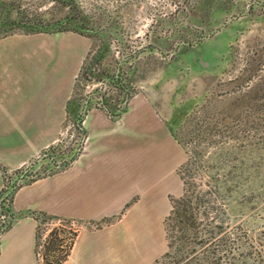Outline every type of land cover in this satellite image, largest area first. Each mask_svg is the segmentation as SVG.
<instances>
[{"label": "crops", "instance_id": "crops-1", "mask_svg": "<svg viewBox=\"0 0 264 264\" xmlns=\"http://www.w3.org/2000/svg\"><path fill=\"white\" fill-rule=\"evenodd\" d=\"M92 45L73 31L0 38V195L7 176L57 143L72 106L81 109L75 89ZM114 83L126 92L117 78ZM136 99L145 105L130 107ZM98 101L76 125L82 141L73 158L14 192L16 220L0 234V264H39L33 213L80 225L65 264H153L166 253L171 197L183 194V146L145 97L120 114Z\"/></svg>", "mask_w": 264, "mask_h": 264}, {"label": "rangeland", "instance_id": "rangeland-1", "mask_svg": "<svg viewBox=\"0 0 264 264\" xmlns=\"http://www.w3.org/2000/svg\"><path fill=\"white\" fill-rule=\"evenodd\" d=\"M34 29L39 31L26 33ZM67 31L93 43L82 69L88 78L83 74L78 82L81 109L72 106L57 143L29 167L32 179L73 158L82 141L76 125L98 98L120 114L143 96L184 141L194 111L217 110L219 124L241 128L249 143L231 155L238 185L232 220L239 235L248 233V263L264 264V73L256 85L247 80L258 65L264 69V0H0V38ZM116 78L125 93L117 90ZM138 104L145 101L130 107ZM231 110L240 117L225 120ZM11 183L0 195L6 218L0 232L11 220ZM58 226L60 221L43 225L42 241ZM158 249L164 254V239Z\"/></svg>", "mask_w": 264, "mask_h": 264}, {"label": "trees", "instance_id": "trees-1", "mask_svg": "<svg viewBox=\"0 0 264 264\" xmlns=\"http://www.w3.org/2000/svg\"><path fill=\"white\" fill-rule=\"evenodd\" d=\"M39 29L46 31L44 27ZM37 31L39 30L34 29L26 33ZM253 73L247 80L255 82L256 85L257 81L262 79L261 73H264V69L258 65ZM83 74L87 79L88 71L82 70L80 77ZM78 82L74 98L80 96ZM262 87L261 85L259 89L264 91ZM211 108L216 109V107ZM196 111L189 120L187 119L184 126L187 141L179 138L173 131L187 154L186 161L179 168V175L184 185L183 194L178 198L171 197V210L164 223L167 251L153 264H249L250 253L246 254L249 250L248 233L244 231L239 235L240 232H236L239 229L233 227L232 209L238 203L236 197L238 185H236L237 174L230 164L231 155L235 150H248L249 143H246L245 137L242 138L244 132L240 127L238 129L219 124L220 112L217 110L210 111L205 107L200 111V115L198 110ZM239 115L235 117L231 110L225 120L237 119ZM18 173L16 172V175ZM52 173L54 172L50 171L39 175L34 180L31 176L33 174H30L25 182H33ZM6 212L9 213L11 220H7L8 225L0 233L9 229L16 220V215L11 210ZM32 215L39 222L36 232V253L39 264H65L71 255L79 229H73L70 221L45 213ZM51 221H60V226L55 227L43 242L42 226ZM100 227L101 225L96 226V228Z\"/></svg>", "mask_w": 264, "mask_h": 264}, {"label": "built area", "instance_id": "built-area-1", "mask_svg": "<svg viewBox=\"0 0 264 264\" xmlns=\"http://www.w3.org/2000/svg\"><path fill=\"white\" fill-rule=\"evenodd\" d=\"M33 171V170H32ZM32 171H30V168H29V170H26L24 173H23V175L17 180V181H14L13 183H11V179H12V177L11 176H7V179H6V184H9V183H11V188H13L12 189V192L13 191H16L17 189V187H19L20 185H21V183L25 180V179H27L28 178V176L30 175V174H33L32 173ZM14 193V192H13ZM7 195H9V194H6V196ZM5 198H2L1 200H0V205L2 206V202H3V200H4ZM1 212H2V209H1ZM5 217H4V215L3 214H1V217H0V223L1 222H3V221H5ZM71 227L73 228V229H78V226H77V224L76 223H73V222H71Z\"/></svg>", "mask_w": 264, "mask_h": 264}, {"label": "water", "instance_id": "water-1", "mask_svg": "<svg viewBox=\"0 0 264 264\" xmlns=\"http://www.w3.org/2000/svg\"><path fill=\"white\" fill-rule=\"evenodd\" d=\"M1 234V233H0Z\"/></svg>", "mask_w": 264, "mask_h": 264}]
</instances>
